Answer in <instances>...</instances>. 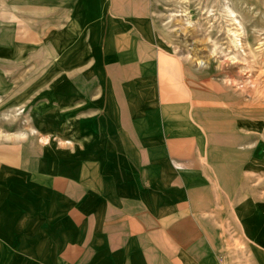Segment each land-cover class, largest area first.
<instances>
[{"label": "crops", "instance_id": "crops-1", "mask_svg": "<svg viewBox=\"0 0 264 264\" xmlns=\"http://www.w3.org/2000/svg\"><path fill=\"white\" fill-rule=\"evenodd\" d=\"M40 5L52 27L45 44H55L58 55L57 105L74 131L60 140L73 145L50 148L48 139L40 149L17 150L10 142L0 149V260L177 264L180 244L183 264H209L204 246L188 239L193 218L187 208L202 192L201 178L192 174L190 180L186 164L170 159L186 129L181 122L178 133L169 120L162 128L155 116L149 73L166 68L167 57L155 48L143 0ZM189 88L201 99V89ZM206 202L204 196L195 204Z\"/></svg>", "mask_w": 264, "mask_h": 264}, {"label": "rangeland", "instance_id": "rangeland-1", "mask_svg": "<svg viewBox=\"0 0 264 264\" xmlns=\"http://www.w3.org/2000/svg\"><path fill=\"white\" fill-rule=\"evenodd\" d=\"M143 4L155 48L167 57L166 68L156 66L149 73L148 88H155L159 107L155 116L162 128L163 120H169L178 133L183 123L186 135L170 159L185 163L190 180L197 175L203 186L202 192L192 194L193 206L187 208L192 232L188 228L183 233L204 246L209 264H264V0ZM40 6V0H0V149L9 142L17 150L28 144L40 149L42 137H48L50 148L72 143L60 140L74 131L65 125L63 108L57 105L58 55L55 44H45L52 27ZM202 55H207L205 67L197 64ZM91 61L96 67V60ZM190 86L201 89L206 101L194 105V116L202 123L217 121L216 142L195 133ZM146 98L153 99V93ZM208 107L214 119H209ZM33 128L39 133L33 135ZM204 196L206 205L199 207L195 201ZM182 250L185 247L177 244V264L184 262L179 258Z\"/></svg>", "mask_w": 264, "mask_h": 264}, {"label": "bare ground", "instance_id": "bare-ground-1", "mask_svg": "<svg viewBox=\"0 0 264 264\" xmlns=\"http://www.w3.org/2000/svg\"><path fill=\"white\" fill-rule=\"evenodd\" d=\"M227 10V9H226ZM232 11V10H231ZM234 12V11H233ZM228 13H229V11H228ZM230 14V13H229ZM234 15V14H233ZM232 18V17H231ZM235 20H237V19H235ZM234 21V20H233ZM237 22V21H236ZM190 23V22H189ZM238 23V22H237ZM230 31V30H229ZM234 33V32H233ZM238 33V32H237ZM238 37H239V35H238ZM232 38L234 39V36H232ZM238 40V39H237ZM241 41V40H240ZM232 43H233V40H232ZM237 44V43H236ZM234 45V44H233ZM240 45H241V43H240ZM236 46V45H235ZM239 47V46H238ZM201 49V48H200ZM198 51H199V49H198ZM164 55V54H163ZM207 56V55H206ZM206 56L205 55H202L201 56V58L199 57L198 59H196L197 60V64L199 65V67H205V65H206V62H207V59H206ZM181 62V61H180ZM183 63V62H182ZM181 65V64H180ZM181 67L182 68H184V66H182L181 65ZM181 68V70L182 71H184V72H186V70L184 69H182ZM192 70V69H191ZM193 72V71H192ZM197 72V71H196ZM186 82H188V81H186ZM190 103H191V106H192V109L190 110L191 111V114H190V116H191V119H193L200 127H202V129L206 132V134L208 135L207 137H208V141H210V140H213L214 139V142H216V140H217V138H218V136H216V134H218V129H217V126H215V124H216V119H215V121H211V120H209V121H207L206 120V122L205 123H202L200 120H198L197 119V117H196V114H195V116H194V113H195V108H194V105H199L200 103L199 102H201V100L203 99V96L201 97V99L199 98V100L197 99V97H195V93L193 92L192 94H190ZM207 103H209V104H212L210 101H208ZM212 107H208V109H207V112H208V115H209V119H214V117H213V115H212ZM220 121V120H219ZM31 133L33 134V135H35V134H38L39 132H37L34 128L31 130ZM30 135V134H29ZM21 136H25V134L24 133H22L21 134ZM221 136V135H220ZM41 140H43V141H48V138H46V137H42V139ZM41 142V141H40ZM13 255V254H12ZM6 262V261H5ZM6 264V263H5Z\"/></svg>", "mask_w": 264, "mask_h": 264}, {"label": "built area", "instance_id": "built-area-1", "mask_svg": "<svg viewBox=\"0 0 264 264\" xmlns=\"http://www.w3.org/2000/svg\"><path fill=\"white\" fill-rule=\"evenodd\" d=\"M221 264H223V263L221 262Z\"/></svg>", "mask_w": 264, "mask_h": 264}]
</instances>
